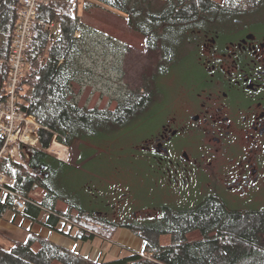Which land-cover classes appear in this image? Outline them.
<instances>
[{
  "label": "flooded vegetation",
  "instance_id": "1",
  "mask_svg": "<svg viewBox=\"0 0 264 264\" xmlns=\"http://www.w3.org/2000/svg\"><path fill=\"white\" fill-rule=\"evenodd\" d=\"M188 34L195 69L167 85L163 100L142 82L112 108H97L109 111L103 143L68 145L61 135L69 179L81 174L83 210L101 219L97 227L157 232L172 243L175 232L213 229H184L200 211L264 213V0L213 1Z\"/></svg>",
  "mask_w": 264,
  "mask_h": 264
},
{
  "label": "trees",
  "instance_id": "2",
  "mask_svg": "<svg viewBox=\"0 0 264 264\" xmlns=\"http://www.w3.org/2000/svg\"><path fill=\"white\" fill-rule=\"evenodd\" d=\"M20 3L21 0H0V55L8 53ZM96 3L126 16L128 26L143 37L146 49L158 55L156 70L160 73L164 71V59L174 61L187 51L192 43L188 31L193 20L209 17L213 5L211 0H84L82 9ZM53 22L59 24V30L49 26ZM87 28L75 0H50L40 6L32 27L33 42L25 58L26 73L17 88V94L24 100L22 109L34 114L40 124L58 136L65 135L68 145L84 139L101 144L109 138L105 132L110 128L104 127L101 118L109 111L84 110L73 102L80 89L79 81L91 74L89 68L76 60L79 57L87 60L80 56ZM76 33H80L78 37ZM154 88L152 84V92ZM40 137V146L45 147L50 133L41 130ZM30 151L24 165L8 159L0 162V169L11 178V188L27 198L24 215L35 221L40 211L45 210L49 216L44 225L53 231H57L58 222L63 220L76 228L74 240L90 242L100 237L114 241L116 229L97 227L101 219L83 210L81 174L69 179L71 167L57 160L53 153L39 148ZM89 153L94 155L96 151ZM89 162L90 173L95 174L92 159ZM72 170L79 171L75 167ZM36 190L42 192L40 199L28 196ZM5 210L6 206L0 204V216ZM220 210L213 212L212 217L200 211L199 215L183 219L184 229L214 225L216 232L208 229L193 240L187 239V232H175L168 245L158 242L157 232H135L146 240L142 253L133 251L108 262H97L29 232L6 247L0 245V264H264V213L239 216L233 212L226 216Z\"/></svg>",
  "mask_w": 264,
  "mask_h": 264
},
{
  "label": "rangeland",
  "instance_id": "3",
  "mask_svg": "<svg viewBox=\"0 0 264 264\" xmlns=\"http://www.w3.org/2000/svg\"><path fill=\"white\" fill-rule=\"evenodd\" d=\"M75 2L79 7L81 17L88 26L87 35L85 34L87 37L82 43V52L87 61L85 59L82 64L87 65V68L91 70V74L88 75L89 77L87 76L88 83H84L78 90V94L74 96L73 102L76 104L83 106L85 109L91 107L112 108L117 98L124 97L129 91L140 86L142 82H148L150 86L154 84L157 92L156 96L159 97V100L160 98L163 100L167 85L177 87L182 83L179 79L177 80V77L182 74L187 75L195 69L192 64V54L184 51L183 56H179L174 61L166 64L167 68L164 73L158 72L156 70L158 55L156 56L146 49L143 37L128 26L124 14L97 3L84 10L82 9L84 0H75ZM76 60L79 63L78 59ZM77 89L78 87L75 92H77ZM88 150L90 151V149ZM96 171L98 172V170ZM39 193L41 191L36 190L29 194L35 199H40L41 194ZM142 193V189L138 191L140 198H143ZM58 206L63 207L61 204ZM56 227L57 231H54L62 234L64 228ZM129 231H124V229L116 231L114 241L96 237L109 242L108 246L106 244L103 248L104 252L99 251V244L98 248L94 247V250H92L91 241L85 245L87 246L86 250L73 245L67 247L97 262L119 259L132 254L133 251L142 253L144 247L141 248V237L136 235L135 232ZM75 233L74 231L68 233V237L70 236L69 238L74 240L72 237ZM199 237L198 232L187 235L188 240L198 239ZM157 240L160 244L170 243L167 236L158 235ZM8 245L9 243H5L2 246L6 247ZM94 251L98 252L94 253Z\"/></svg>",
  "mask_w": 264,
  "mask_h": 264
},
{
  "label": "built area",
  "instance_id": "4",
  "mask_svg": "<svg viewBox=\"0 0 264 264\" xmlns=\"http://www.w3.org/2000/svg\"><path fill=\"white\" fill-rule=\"evenodd\" d=\"M49 1L21 0L8 53L0 55V162L8 159L24 165L31 156L30 148L44 149L64 162L68 157L64 137L40 124L34 114L26 113L22 109L24 100L17 94L26 73L25 58L33 42L32 27L37 10ZM49 26L59 30L57 22ZM41 130L50 133L45 147L40 146ZM11 187L9 174L0 169V204L8 210L22 213L27 198Z\"/></svg>",
  "mask_w": 264,
  "mask_h": 264
},
{
  "label": "crops",
  "instance_id": "5",
  "mask_svg": "<svg viewBox=\"0 0 264 264\" xmlns=\"http://www.w3.org/2000/svg\"><path fill=\"white\" fill-rule=\"evenodd\" d=\"M79 34L80 33H76V36L78 37ZM80 53L82 54L80 56H84L82 51H80ZM84 60L85 58L79 57L78 58L79 64L81 65ZM81 66L84 68H87V65L82 64ZM86 78H84V80L79 81L80 88L82 87L84 83L87 84ZM48 216H49V213L47 211L41 210L37 217V220L33 221L32 219L26 217L24 215V212L17 213V212L6 209L3 212V214L0 216V245H3L5 243L11 244L15 240L25 238L29 232H33L44 238H47L53 241L54 243L59 244L60 246L67 247V246L73 245V246L78 247L79 249L86 250L87 246L85 245H87L90 242H83L81 240H72L71 238H69L70 236L68 237L69 235L68 233H71L72 231L76 232L75 227H73L70 223H66L63 220H60L57 226L63 227L64 230L62 234H59L44 225L45 220H47ZM91 242L93 245L92 250H94V247L98 248V244H99L100 252L102 251L104 252L103 248H105L106 244L107 246L109 244V242L102 241V239L100 238H94V240H92ZM110 247H111V244H110ZM143 247H144V241L142 240L141 248ZM97 252L98 251L96 252L94 251V253H97Z\"/></svg>",
  "mask_w": 264,
  "mask_h": 264
}]
</instances>
